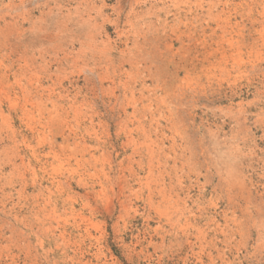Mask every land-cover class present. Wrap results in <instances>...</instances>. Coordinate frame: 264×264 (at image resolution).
<instances>
[{"label": "rangeland", "instance_id": "374dc122", "mask_svg": "<svg viewBox=\"0 0 264 264\" xmlns=\"http://www.w3.org/2000/svg\"><path fill=\"white\" fill-rule=\"evenodd\" d=\"M0 264H264V0H0Z\"/></svg>", "mask_w": 264, "mask_h": 264}, {"label": "bare ground", "instance_id": "6f19581e", "mask_svg": "<svg viewBox=\"0 0 264 264\" xmlns=\"http://www.w3.org/2000/svg\"><path fill=\"white\" fill-rule=\"evenodd\" d=\"M27 60H28V59H27ZM35 74H36V73H35ZM33 75H34V74H33ZM29 79H30V78H29ZM30 80H31V79H30ZM36 81H37V80H36ZM36 81H35V82H36ZM18 82H19V81H18ZM40 83H41V82H40ZM35 84H36V83H35ZM24 89H25V88H24ZM22 90H23V89H22ZM27 90H28V89H27ZM36 90H37V89H36ZM28 92H29V91H28ZM30 92H31V91H30ZM30 95H31V94H30ZM26 96H27V94H26Z\"/></svg>", "mask_w": 264, "mask_h": 264}]
</instances>
